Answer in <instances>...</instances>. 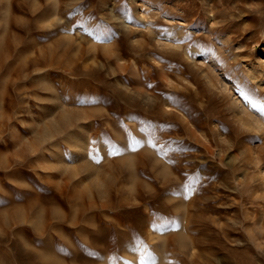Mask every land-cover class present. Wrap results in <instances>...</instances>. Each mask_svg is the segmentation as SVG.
Returning a JSON list of instances; mask_svg holds the SVG:
<instances>
[{
	"label": "rangeland",
	"instance_id": "obj_1",
	"mask_svg": "<svg viewBox=\"0 0 264 264\" xmlns=\"http://www.w3.org/2000/svg\"><path fill=\"white\" fill-rule=\"evenodd\" d=\"M261 107L264 0H0V264H264Z\"/></svg>",
	"mask_w": 264,
	"mask_h": 264
},
{
	"label": "snow or ice",
	"instance_id": "obj_2",
	"mask_svg": "<svg viewBox=\"0 0 264 264\" xmlns=\"http://www.w3.org/2000/svg\"><path fill=\"white\" fill-rule=\"evenodd\" d=\"M149 86H151V85H149ZM242 95H243V93H242ZM244 99H245L246 101H248L249 103H251V101L248 99V97H247L246 95L244 96ZM252 106H253L254 108L256 107V105H252ZM258 111L260 112L261 115H264V107L259 108ZM153 146L155 147V145H153ZM152 227H153V228H156V225L153 224Z\"/></svg>",
	"mask_w": 264,
	"mask_h": 264
},
{
	"label": "bare ground",
	"instance_id": "obj_3",
	"mask_svg": "<svg viewBox=\"0 0 264 264\" xmlns=\"http://www.w3.org/2000/svg\"><path fill=\"white\" fill-rule=\"evenodd\" d=\"M249 75H250V73H248ZM253 74V73H252ZM251 76V75H250ZM252 77H253V75H252ZM260 80V79H259ZM239 113H240V111H239ZM238 113V114H239ZM243 114V113H242ZM247 114V113H246ZM242 116H244V115H242ZM248 116H249V114H248ZM248 116H246L245 115V117H243V119H245L246 117L248 118ZM252 118V117H251ZM251 118H249V119H251ZM242 119V118H241ZM254 119V118H253ZM252 120V119H251ZM242 121V120H241ZM247 121V120H246ZM254 120H252V122H253ZM244 122V121H243ZM246 123V122H245ZM244 124V123H243ZM247 124V123H246ZM244 127H246L245 125H243ZM249 126V125H248ZM262 127V126H261ZM250 128V127H249ZM252 128V127H251ZM258 128H260V127H258ZM243 129V128H242ZM246 129V128H245ZM254 130V129H253Z\"/></svg>",
	"mask_w": 264,
	"mask_h": 264
}]
</instances>
